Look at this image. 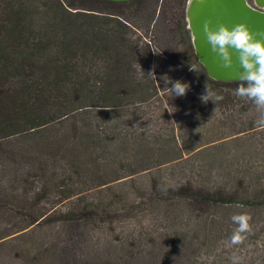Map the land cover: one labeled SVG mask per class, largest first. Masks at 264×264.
<instances>
[{
	"label": "trees",
	"instance_id": "trees-1",
	"mask_svg": "<svg viewBox=\"0 0 264 264\" xmlns=\"http://www.w3.org/2000/svg\"><path fill=\"white\" fill-rule=\"evenodd\" d=\"M186 3L0 0V144L13 136L34 142L36 162L23 169L36 179L29 188L33 194L26 208H17L28 225L52 217L73 218L72 210L48 212L65 207L82 208L80 217L94 222L92 216H136L149 211L158 218L170 216V225L179 223L182 212L184 221L192 212L200 217L207 207L217 204L245 201L262 207L252 208L256 213L264 210V164H236L234 160L245 153H230L223 147L225 142L210 158L212 164H218L223 177L220 183L209 184L206 177L198 178L189 170L162 173L153 168L155 162L163 166L174 159L180 161L181 144L190 140V131L195 132L190 127L197 119L210 131L215 126L211 115H243L256 110L251 101L234 94L238 79H214L198 61L187 26ZM167 41L170 46H165ZM163 70L173 82L189 85L184 96L173 95L168 104L180 114L181 123L190 121L185 129L172 128L153 140L155 134L151 138L132 126L135 117H126L124 109L144 111L155 99L165 107L164 98L170 93L161 77ZM206 85L223 99L202 102ZM230 135L220 138L226 140ZM262 147L264 151V144ZM14 153L10 151L8 157ZM167 153L170 157L164 160ZM11 173L21 185L28 182L26 177ZM126 179L131 196L114 190L115 184L110 186ZM95 187L105 188L108 196L86 198L85 191ZM18 196L13 192L9 197L16 200ZM50 197L49 206L32 210ZM211 218L213 215L202 218L197 229L211 231L216 223ZM10 231L8 234L19 230ZM177 234L167 233L172 235L171 246L182 240L184 234ZM152 235L153 231L147 239L152 240ZM151 244L140 250L153 248ZM146 253L153 257L151 248ZM165 261L169 263L168 256L162 264Z\"/></svg>",
	"mask_w": 264,
	"mask_h": 264
},
{
	"label": "rangeland",
	"instance_id": "rangeland-1",
	"mask_svg": "<svg viewBox=\"0 0 264 264\" xmlns=\"http://www.w3.org/2000/svg\"><path fill=\"white\" fill-rule=\"evenodd\" d=\"M167 44L170 46L169 41L165 46H168ZM180 49L184 50L182 45ZM168 50L170 52L171 48L168 47ZM162 76H166L164 70ZM168 96L164 98V103H167L165 107L155 99L150 108L143 109L144 111L134 108L124 109L126 117L134 116L135 119L131 121L132 126L146 132L151 138L155 134L153 140L157 139L158 133L165 134L172 128L176 131L177 128L185 129L189 125L190 118L185 124L181 123L180 114L177 111L173 112L168 104L169 98L173 96ZM210 118L215 123L210 131L201 125L198 119L190 127V130L193 129L195 132L190 131V140L186 144H181L183 156L178 159L180 161L176 162L177 159H174L172 162L161 164L163 166H160V162H155L153 168L161 169L162 173H168L173 169L179 172L189 170L198 178L206 177L209 184L220 183L223 177L218 172V164H212L214 160L210 158L215 157L219 144L223 142H225L223 147H228L226 150L230 149V153H239L240 150L245 153L234 160L236 164L244 165L245 162L253 166L264 164L262 147L264 129L255 126L256 110L250 109L243 115L238 113L211 115ZM199 133L203 137H199ZM227 133H231L229 138L226 140L220 138ZM205 139L209 142L200 144ZM0 146L2 147V151L0 147V264H162L166 256L168 262L173 264H229V257L234 253L243 257L244 264H264V210L256 213L252 208L262 207L245 201L209 206L205 209L207 212L200 217L192 212L184 221L182 219L185 215L182 212L178 215L179 223L176 222L174 225L168 224L170 216L166 219L158 218L155 213L149 211L141 212L136 216L113 215L103 218L99 215L92 216L91 218L96 220L94 222L90 218L80 217L79 210L82 208L66 207L47 209L48 212L55 209L61 213L72 210L73 218L66 219L67 217L64 216L65 220H61L52 217L50 220L28 225L24 213L17 208L22 206L26 208L33 194V190L29 188L35 185L36 179L30 172L25 173L27 170L23 169L27 167L29 169L36 162V155L32 153L34 142L30 143L28 137L24 139L13 136L2 140ZM10 151L16 153L8 157ZM166 156L168 157L164 160H168L170 154L167 153ZM8 171L15 172L17 177H26L28 182L24 183V186L21 185L20 180L18 178L13 180V173ZM114 184V190L127 192L128 196H131L132 191L129 189L130 184L127 179L113 181L110 186ZM13 192L17 193L20 199L19 196L16 200L10 199L9 196L13 195ZM85 193L86 198L108 196L107 190L102 187L88 189ZM74 203L78 204L75 201ZM50 204L51 197L49 200L39 202V208L32 210L37 212L42 206ZM94 209L101 210V208ZM242 211L252 216L251 231L245 234L246 239L242 245L230 246L229 237L235 227L230 217ZM211 215L216 222L212 230L209 232L198 230L197 224L202 222V218H210ZM222 217L227 223L221 219ZM13 229L19 231L8 234ZM151 231H153L150 237L152 240H148L147 236ZM178 232L184 234L182 240L179 245L171 246L169 237L177 236ZM167 233L172 235L168 236ZM147 243H152L151 245L154 246V249L148 247V250L152 249L153 257L146 253L147 249L140 250V247L144 248ZM129 244L134 246L129 248ZM144 253L147 254L146 259H143ZM169 263L165 261L163 264Z\"/></svg>",
	"mask_w": 264,
	"mask_h": 264
},
{
	"label": "clouds",
	"instance_id": "clouds-1",
	"mask_svg": "<svg viewBox=\"0 0 264 264\" xmlns=\"http://www.w3.org/2000/svg\"><path fill=\"white\" fill-rule=\"evenodd\" d=\"M188 4L191 5L192 0H188ZM260 13L264 14V11ZM203 31L207 43L210 44L212 52L219 57L222 67L231 68L233 51L238 54L242 71L238 74L240 84L234 90V94L254 104L257 112L255 126L264 129V39H257L246 22L231 27L225 23H218L213 27L209 19L204 22ZM162 79L170 96H184L189 88L187 83L180 80L173 82L168 76ZM169 84L171 87H168ZM200 98L204 103L209 100L217 103L223 96L214 93L206 85V91ZM230 219L235 225L229 237L230 246L242 245L246 239L245 234L251 231L252 216L242 211L232 214ZM229 264H244L243 257L234 253L229 257Z\"/></svg>",
	"mask_w": 264,
	"mask_h": 264
},
{
	"label": "water",
	"instance_id": "water-1",
	"mask_svg": "<svg viewBox=\"0 0 264 264\" xmlns=\"http://www.w3.org/2000/svg\"><path fill=\"white\" fill-rule=\"evenodd\" d=\"M260 11H264V0H192L191 5L187 0L185 15L194 53L212 78L237 80L242 68L235 51L232 55V67H222L219 57L212 52L210 44L206 41L204 22L210 19L213 27L218 23L231 27L246 22L257 39H264V14Z\"/></svg>",
	"mask_w": 264,
	"mask_h": 264
}]
</instances>
